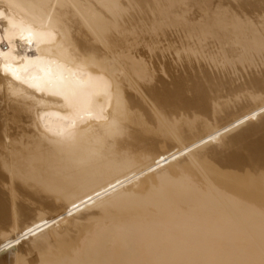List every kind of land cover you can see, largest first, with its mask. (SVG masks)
I'll list each match as a JSON object with an SVG mask.
<instances>
[{
	"label": "bare ground",
	"instance_id": "obj_1",
	"mask_svg": "<svg viewBox=\"0 0 264 264\" xmlns=\"http://www.w3.org/2000/svg\"><path fill=\"white\" fill-rule=\"evenodd\" d=\"M149 16L242 72L136 88ZM0 264H264V0H0Z\"/></svg>",
	"mask_w": 264,
	"mask_h": 264
},
{
	"label": "rangeland",
	"instance_id": "obj_2",
	"mask_svg": "<svg viewBox=\"0 0 264 264\" xmlns=\"http://www.w3.org/2000/svg\"><path fill=\"white\" fill-rule=\"evenodd\" d=\"M150 19L146 18L143 20L142 23H140L138 26V28L135 30L137 32L136 36L135 34L133 35L137 40H136V43L135 45H133V52H136L137 51V58L138 59H142V61H144L146 63V65L150 68V74L149 76L151 77V79L149 81H146V80H135V86H137L136 88L138 89H143L145 87H149V86H156V87H159L161 85L162 82H170L171 80V76H174V75H177V74H183L185 75L188 74V71L192 72L194 71L195 69V72H199V71H204L206 73H209V75L211 74L213 77L215 75V77H220V76H223L224 74L226 75V73L229 71L228 69L230 68L231 70V66L232 67H236V70H237V73H241L243 68L242 66L240 65L239 61L236 59V57L233 58V60L235 59V61L231 64H229L227 61H224L220 55V53L218 52V57L216 56V53L217 51L216 50H219V48L216 47V44L214 43V41L208 39L206 41H202V42H198L196 38H191V39H185L184 37V34L179 32V30H175L173 27L172 28H168V27H162L163 29L161 30H157L156 27L157 24H160V19L158 20V22L153 19V17L149 16ZM256 21V20H255ZM170 21L168 19H166L165 21L161 22L162 24L163 23H169ZM156 23V24H155ZM155 24V25H154ZM142 25V26H141ZM147 25V26H146ZM151 25V27H150ZM156 26V27H154ZM155 29H154V28ZM142 31V32H140ZM162 31V32H161ZM130 35V34H128ZM146 38V40H145ZM183 40V41H182ZM208 41V42H207ZM193 44V45H192ZM202 44V45H201ZM206 45V46H205ZM211 45L216 49H213L211 47ZM150 46V47H149ZM167 46V47H166ZM3 47V45H2ZM145 47V48H144ZM189 47V48H188ZM205 47V48H204ZM207 47L209 48V51L207 50ZM187 49V50H186ZM176 50V51H175ZM216 53H215V51ZM197 51V52H196ZM200 51V52H199ZM211 51L214 53L211 54ZM191 52V53H190ZM206 52V53H205ZM140 53V55H139ZM145 53V54H144ZM188 53H189V57H188ZM197 53V54H196ZM182 54V55H181ZM185 54V55H184ZM211 57H214V59H210V55ZM185 56V57H184ZM181 57V58H180ZM192 57V58H191ZM198 57V58H197ZM202 57V58H201ZM221 57V58H219ZM189 58V59H188ZM148 59V60H147ZM181 59V61H180ZM205 59V61H204ZM206 59H207V62H206ZM210 59V60H209ZM222 59V60H221ZM184 60V61H183ZM190 60V61H189ZM217 62V66L216 65V62ZM183 61V62H182ZM188 61V62H187ZM223 61V62H222ZM237 61V62H236ZM154 62V64H153ZM181 62V63H180ZM193 63V65L190 63ZM206 62V63H205ZM220 62V64H219ZM180 63V64H179ZM183 63V64H182ZM186 69L185 71L183 66L184 64H186ZM182 64V65H181ZM203 66H201V65ZM206 64V65H204ZM208 64V65H207ZM215 64V65H214ZM219 64V65H218ZM150 65V66H149ZM167 65V67H166ZM181 66H182V69H181ZM192 66V67H191ZM206 70H205V68ZM207 66V67H206ZM209 66V67H208ZM215 68V70H213V67ZM229 66V68H228ZM154 67V68H153ZM166 67V68H165ZM174 67V69H173ZM212 67V69H211ZM221 67V68H220ZM156 68V69H155ZM164 68V69H163ZM173 70H172V69ZM177 68H180V69H177ZM220 68V69H219ZM228 68V69H227ZM158 69V71H156ZM161 69V70H160ZM175 69H176V72H175ZM188 69V70H187ZM166 72L169 74H163V71ZM172 71V72H170ZM187 71V72H186ZM216 71V72H215ZM232 71V70H231ZM155 72V73H153ZM171 74H170V73ZM184 72V73H183ZM221 72V74H220ZM230 72V71H229ZM217 73V74H216ZM214 74V75H213ZM164 75V76H162ZM233 76V73L231 74ZM167 77V79H166ZM170 78V79H169ZM153 79V80H152ZM169 79V80H168ZM237 99H232L231 103L229 104V109L230 111H238L239 110H242L244 109L247 105L250 104V102L252 101V99H250V97L246 94L244 95H240L238 97H235ZM240 98V99H239ZM251 101H250V100ZM243 102V103H242ZM246 106H245V105ZM239 106V107H238ZM237 108V109H236ZM206 120V119H205ZM204 120V121H205ZM207 122L211 121V119H207L206 120ZM255 138V137H254ZM217 145L215 144V147ZM195 169V168H194ZM196 170V171H195ZM194 172L197 174V169H195ZM198 174H199V171H198ZM13 182V183H12ZM11 183H9L8 186H5L3 184V186H1V190L7 192V189L11 188L10 186H14L16 185L17 183L19 184H22L24 183V180L22 178H15L13 179ZM28 185H29V182H26ZM11 184V185H10ZM25 184V183H24ZM25 184V185H27ZM9 187V188H8ZM31 190V189H30ZM22 195H20V198L22 199V204L24 205V207H26L24 210L27 212H20V215L18 217V219L20 220H24L27 218V216L29 215L31 217H34L38 214H52L54 209L60 205L61 203V200L58 199V204L57 202L55 201L56 199H45L42 201H38L30 196L28 197H21ZM33 199V201H32ZM39 203V204H38ZM32 204V205H31ZM42 204V205H41ZM55 204V205H54ZM31 205V206H30ZM40 205V206H39ZM38 207V208H37ZM41 207V208H40ZM48 207V208H47ZM54 208V209H53ZM42 209V210H40ZM46 209V210H44ZM35 210V211H34ZM38 210V211H36ZM45 211V212H44ZM51 211V212H50ZM90 211H97V208H94V209H91ZM48 212V213H47ZM23 215H26V216H23ZM23 217V218H22ZM28 219V218H27ZM76 220H79V221H76ZM74 219V220H71L72 222L75 223H79L78 226H81L85 229V227L87 228L89 225V227H91L93 224V222H90V221H85L83 219ZM81 220V221H80ZM82 222V223H80ZM84 222V223H83ZM88 223V224H87ZM91 223V224H90ZM85 227H84V225ZM87 224V225H86ZM109 223H107L106 225L104 226H108ZM110 224H112L110 222ZM64 226V227H63ZM80 226V227H81ZM110 226V225H109ZM67 227H70V225L68 224H62V226L60 225L59 228H57V230L55 229H50L48 231V235H49V242L53 245L55 244V239L53 237V231H64L65 228ZM103 227V226H102ZM62 228V229H61ZM74 228V227H73ZM83 228H81L80 230L82 231ZM101 228V227H100ZM107 228V227H106ZM71 229V227H70ZM76 228L74 229H71V231H73L70 233L73 235L74 233L77 234L78 233V230L75 231ZM102 230V229H101ZM77 232V233H76ZM94 232L92 231V234ZM74 234V235H75ZM91 234V235H92ZM31 242H35L34 241H31ZM31 242L29 243H26L25 245H23L21 247L20 250H23V252H21V256L23 258L24 261H27L29 263H32L33 261H36L40 255H41V252L39 251H35V250H29V251H25L26 248H28L31 244ZM109 246V245H108ZM112 247H115L114 244H110V251H113ZM50 249H54V248H50ZM25 252V253H24ZM39 253V254H38ZM24 255V256H23ZM7 258V257H6ZM10 259H12V256L9 257ZM7 258V262L9 263L10 259Z\"/></svg>",
	"mask_w": 264,
	"mask_h": 264
}]
</instances>
